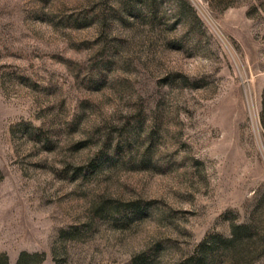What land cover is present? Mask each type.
<instances>
[{
    "label": "rangeland",
    "instance_id": "1",
    "mask_svg": "<svg viewBox=\"0 0 264 264\" xmlns=\"http://www.w3.org/2000/svg\"><path fill=\"white\" fill-rule=\"evenodd\" d=\"M24 252L264 264V0H0V261Z\"/></svg>",
    "mask_w": 264,
    "mask_h": 264
},
{
    "label": "trees",
    "instance_id": "2",
    "mask_svg": "<svg viewBox=\"0 0 264 264\" xmlns=\"http://www.w3.org/2000/svg\"><path fill=\"white\" fill-rule=\"evenodd\" d=\"M234 232H236L235 229H234ZM234 240L235 239L227 240V241L232 243L234 242ZM40 261H41V257L39 258V255L24 252L21 254L18 264H39ZM0 264H8L7 258L4 257V260L0 261Z\"/></svg>",
    "mask_w": 264,
    "mask_h": 264
}]
</instances>
